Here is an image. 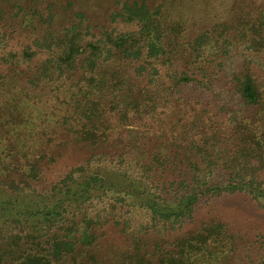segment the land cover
Returning <instances> with one entry per match:
<instances>
[{
	"label": "trees",
	"instance_id": "obj_1",
	"mask_svg": "<svg viewBox=\"0 0 264 264\" xmlns=\"http://www.w3.org/2000/svg\"><path fill=\"white\" fill-rule=\"evenodd\" d=\"M187 2L114 0L96 30L77 0H0L21 81L0 71V112L29 123L0 139V264H264V234L254 250L217 218L186 228L226 193L264 207V9L187 36ZM57 132L90 153L49 180Z\"/></svg>",
	"mask_w": 264,
	"mask_h": 264
},
{
	"label": "rangeland",
	"instance_id": "obj_2",
	"mask_svg": "<svg viewBox=\"0 0 264 264\" xmlns=\"http://www.w3.org/2000/svg\"><path fill=\"white\" fill-rule=\"evenodd\" d=\"M187 1L185 5L187 4L190 14H194L192 24H190L187 31V36L193 35L198 28L210 26L215 21L224 20L229 23H235L245 12L251 11V13L253 12L254 15H257L258 9H264V0ZM113 2L114 0H77V5L86 7L90 19L89 21L94 26V29L98 30L104 23L109 27L112 25L108 14L112 7H114ZM24 18H27V15L22 17V13L14 16L15 20L26 22ZM32 18L36 19V15H33ZM122 25V23L118 24L120 27H122ZM32 37L33 32L31 30L21 29L20 33L16 32L13 34V37L10 38L8 47L20 48L24 43L31 41ZM260 48L263 49L262 54L264 55V44L260 46ZM251 58L253 59L250 63L251 68L255 71L258 78L264 81V59L255 56H251ZM231 59L242 63L244 56L237 55ZM14 67L10 68L8 64L0 61V71L9 73L10 78H15V83L20 85L21 81L18 79L19 76L14 74L16 72ZM6 88L8 89L7 86ZM18 90L15 88L11 93H15ZM29 112L28 117L31 123H36L35 111L31 110ZM25 124H29L25 117L21 116L19 119L18 117L12 116L10 112H0V139L3 140L5 137H8L6 143H13L15 137L20 136L18 132H21V127ZM22 133H24L23 130ZM53 137L56 139L46 142V148L54 155L55 160L43 162L45 176L49 180L56 179L71 165L83 161L90 153V149L85 144L67 139V137L63 136V133L57 132ZM26 142L28 143L27 145L42 146V142L33 138H26V140H24V145ZM1 143L2 142H0V144ZM211 218H217L223 221L227 230L239 236L241 242L248 244L254 250L258 249L259 243L254 242V240L259 238L261 234H264V207L259 206L244 193H226L212 198L208 202L201 203L197 206L194 218L186 225V228L195 227L201 221ZM139 220L141 219H138V221ZM109 238L111 243L118 246L120 245L118 234L111 232Z\"/></svg>",
	"mask_w": 264,
	"mask_h": 264
}]
</instances>
